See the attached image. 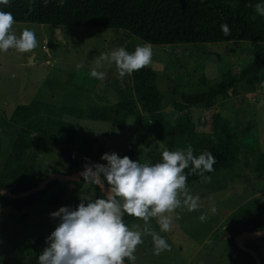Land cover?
Listing matches in <instances>:
<instances>
[{"label":"rangeland","instance_id":"obj_1","mask_svg":"<svg viewBox=\"0 0 264 264\" xmlns=\"http://www.w3.org/2000/svg\"><path fill=\"white\" fill-rule=\"evenodd\" d=\"M12 1L15 0H9ZM24 28L34 31L37 46L27 53L14 49L0 52V141L3 147L0 166L21 127L12 121L17 106L34 101L54 104L64 119L86 131L69 145L60 143L54 144L53 149H29L37 154L38 171L48 166L66 171V160L58 154L65 146L89 150L93 144L96 148L90 150L91 155L96 162L103 163L101 154L112 151L150 163L149 159L156 152L166 148L139 123H135L136 128L132 123L116 125L114 130L111 122L93 118L92 107L116 103L120 91L135 84L133 73L121 77L115 64L108 61H102L97 69L105 73L103 79L91 77L89 71L96 67V59L118 47L131 52L137 45L144 44L143 40L123 29L57 27L15 21L13 29L17 35ZM58 28L65 41L59 37ZM150 45L152 57L148 65L157 71L156 87L163 94V112L169 125L178 120L186 121L184 114L175 108V102L183 101L184 96L208 91L228 70L239 72L253 61L255 47L254 42L241 40ZM143 109L141 105V112ZM216 110L240 132L251 127L247 135L258 150L243 148L232 167L215 173L210 180L187 185L191 194L199 196V206L191 212L178 208L167 213L172 216L169 231L160 232L158 218H150L149 226L159 232L170 247L155 254L151 235L145 234L131 264H245V259L230 257L226 241L231 232L240 231L247 213L264 204V80L249 91L240 90L238 95L218 96L215 105L207 106L205 101L192 104L187 113L196 137L215 141ZM145 113L141 116L147 117ZM126 128L134 129L133 133L127 135ZM34 134L32 130L27 133L29 138ZM80 197H94L93 187L88 182L82 187L73 184L72 189L64 193L62 205L75 206ZM213 206L217 210L214 214L208 211ZM58 207L44 201L28 211L0 208V257L18 260L31 253L36 257L56 223L49 213ZM202 213H207L203 221L199 219ZM134 225L143 227L144 221L133 217L130 227ZM37 239L39 243L33 246ZM251 243L258 244L264 257V241L252 240Z\"/></svg>","mask_w":264,"mask_h":264},{"label":"trees","instance_id":"obj_2","mask_svg":"<svg viewBox=\"0 0 264 264\" xmlns=\"http://www.w3.org/2000/svg\"><path fill=\"white\" fill-rule=\"evenodd\" d=\"M258 0H15L6 5L0 4V10L10 12L14 21L65 25L107 27L123 29L150 44H191L198 42H227L233 40L255 43L253 61L239 72L228 70L221 81L208 91L184 96L183 101L175 102L177 111L184 114L186 121H177L169 125L163 112V94L156 87L157 71L146 65L133 72L135 84L120 91L119 100L114 104L92 107L93 118L108 121L116 125L139 123L145 131L151 133L169 150H186L191 146L193 155L204 151L211 152L216 162L213 171L204 173L212 176L215 173L232 167L239 159L243 148L258 150L251 143L247 132H240L230 121L224 120L220 110L214 116L216 139L212 142L205 137H196L194 125L187 110L192 104L206 102L207 106L215 105L220 95H238L240 90L249 91L259 81L264 80V17L254 11ZM226 23L230 29L225 35L220 28ZM249 88V89H248ZM143 112L147 117H142ZM12 121L20 125L11 148L0 166V208L11 211H28L46 201L52 206L63 204L64 193L72 189L73 184L82 187L87 181L78 179L56 178L47 185L25 196H16L38 187L54 174H74L83 169L86 161L96 160L90 150L96 148L91 144L89 150L62 147L58 154L66 160L67 170L57 166H48L38 171L37 154L29 149H53L54 144H71L84 131L80 126L62 117L52 103L34 101L17 106ZM35 134L29 138L27 133ZM86 132V131H84ZM0 141V159L2 156ZM162 151V150H161ZM158 151L149 159L150 163L158 162ZM103 163V162H100ZM187 174V185L204 180L198 173ZM95 196H103V190L92 185ZM14 194L8 196L5 193ZM25 216H28L27 213ZM240 231L231 232L227 237L226 251L234 259H245V264H256L254 255L244 250L237 241V235L243 232L263 231L256 236H245V245L259 252L258 244L252 240L264 241V204L253 208L246 215ZM135 218V217H134ZM125 223L130 227L133 216L126 215ZM37 246L39 240L35 241ZM35 256L12 260L0 257V264H35ZM125 261L130 262L127 258Z\"/></svg>","mask_w":264,"mask_h":264},{"label":"clouds","instance_id":"obj_3","mask_svg":"<svg viewBox=\"0 0 264 264\" xmlns=\"http://www.w3.org/2000/svg\"><path fill=\"white\" fill-rule=\"evenodd\" d=\"M45 3L48 0H44ZM64 0H58L62 4ZM9 0H0L6 5ZM254 11L264 17V0H258ZM15 21L10 12L0 10V52L14 49L18 53L30 52L37 46L34 31L24 28L19 35L13 29ZM221 31L228 35L230 29L221 23ZM152 48L147 42L137 45L131 52L118 47L102 53L96 59V67L89 71L95 79H103L105 73L98 71L102 61L114 63L118 74L131 75L151 62ZM104 163L86 161L80 176L90 185L103 190V196L80 197L73 205H61L49 213L56 220L54 228L44 238L45 246L35 258V264H125V258L134 261L137 245L143 243L145 234L151 235L154 252L169 249L170 245L148 222L158 218L160 232L170 230L172 213L178 208L191 212L198 208L199 196L191 194L186 180L188 174L198 172L205 180L210 176L216 162L211 152L193 155L186 150L164 148L155 163H142L139 159L121 156L115 151L102 153ZM3 189H0V195ZM216 213L213 206L209 210ZM126 215L144 221L143 227H129ZM207 213L199 217L205 220ZM259 234V230H257Z\"/></svg>","mask_w":264,"mask_h":264},{"label":"water","instance_id":"obj_4","mask_svg":"<svg viewBox=\"0 0 264 264\" xmlns=\"http://www.w3.org/2000/svg\"><path fill=\"white\" fill-rule=\"evenodd\" d=\"M60 30H61L60 28L57 29V31L59 33V37L62 38L65 41V39L63 38V35L60 33ZM82 171H83V169L81 171H79L78 173L69 174V175L68 174H58V173L57 174H54L48 180H46L44 183H42L41 185H39L38 187L33 188V189H31V190H29L28 192H25V193L16 194V196H25V195H28V194L34 192V191H37L39 189H42V188H44L47 185L48 182H50L51 180L56 179L58 177L65 178V179H78V178L81 177L80 176V173ZM5 194L8 195V196L14 195V194H11V193H8V192H6ZM262 233H263V231H259V234H257V232H243V233H239L237 235V241H238L239 245L244 250H247V251L251 252L254 255V257L256 258V264H261V261H262L261 260V257H260V255H259V253L257 251H255L254 249H252V248H250V247H248V246L245 245L244 238H245V236H248V235H250V236H256V235H260ZM125 264H131V263L125 261Z\"/></svg>","mask_w":264,"mask_h":264},{"label":"crops","instance_id":"obj_5","mask_svg":"<svg viewBox=\"0 0 264 264\" xmlns=\"http://www.w3.org/2000/svg\"><path fill=\"white\" fill-rule=\"evenodd\" d=\"M119 100V99H118ZM117 100V101H118ZM101 121V120H100ZM133 126H135V128L137 127L136 126V124L135 125H133ZM114 130H116V124H114V126L112 127ZM133 131H134V129L133 130H129L128 128H126V132H127V135H130L131 133H133ZM219 262H220V260H218ZM221 264V263H220Z\"/></svg>","mask_w":264,"mask_h":264}]
</instances>
